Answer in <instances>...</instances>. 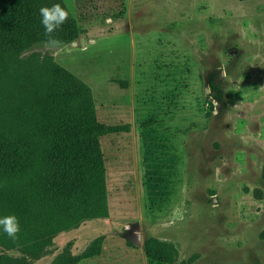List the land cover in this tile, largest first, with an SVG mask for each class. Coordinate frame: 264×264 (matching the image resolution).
I'll return each instance as SVG.
<instances>
[{
    "label": "rangeland",
    "instance_id": "1",
    "mask_svg": "<svg viewBox=\"0 0 264 264\" xmlns=\"http://www.w3.org/2000/svg\"><path fill=\"white\" fill-rule=\"evenodd\" d=\"M65 2L78 37L21 57L50 55L92 89L112 129L100 138L107 209L0 242V259L264 264V0ZM13 71L7 106H33V83Z\"/></svg>",
    "mask_w": 264,
    "mask_h": 264
},
{
    "label": "trees",
    "instance_id": "2",
    "mask_svg": "<svg viewBox=\"0 0 264 264\" xmlns=\"http://www.w3.org/2000/svg\"><path fill=\"white\" fill-rule=\"evenodd\" d=\"M54 3L70 13L54 38L75 39L77 18L65 0H0V217L18 218V238L47 227L66 229L107 209L100 138L112 129L98 123L92 89L50 55L21 57L47 39L39 9ZM13 70L26 86L33 83V106H7L2 81L15 93ZM256 196L263 198L264 189ZM0 242L21 241L0 228Z\"/></svg>",
    "mask_w": 264,
    "mask_h": 264
},
{
    "label": "clouds",
    "instance_id": "3",
    "mask_svg": "<svg viewBox=\"0 0 264 264\" xmlns=\"http://www.w3.org/2000/svg\"><path fill=\"white\" fill-rule=\"evenodd\" d=\"M39 14L41 16L40 22L44 28V34L47 37L43 46L50 52H55L61 47V42L54 38L53 33L57 32L68 21L70 13L60 3H54L50 7H41ZM223 75L226 76V73H223ZM208 91L211 92V89L209 88ZM124 227L125 230H128L130 225H125ZM0 228L13 241L18 239V234L21 232L19 220L15 215L0 217ZM136 236L137 240L140 241L142 231H138Z\"/></svg>",
    "mask_w": 264,
    "mask_h": 264
}]
</instances>
